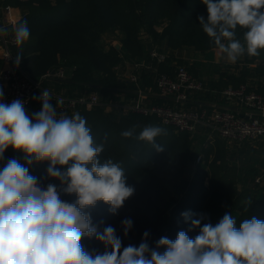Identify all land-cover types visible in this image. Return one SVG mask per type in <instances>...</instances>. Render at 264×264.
<instances>
[{"label":"trees","instance_id":"obj_1","mask_svg":"<svg viewBox=\"0 0 264 264\" xmlns=\"http://www.w3.org/2000/svg\"><path fill=\"white\" fill-rule=\"evenodd\" d=\"M6 6L20 7V20H26L30 29L29 40L13 47L16 56L22 54L23 69L37 80L50 73L44 85L68 96L96 91L103 102H116L135 98L141 87L152 104L211 111L214 104L221 109L231 107L221 93L229 86L245 84L249 90L264 89L260 86L264 79L262 83L259 80L264 75V50L258 57L245 55L225 69L215 60L216 48L199 25L198 16L203 15L205 20L208 16L201 0H0V9ZM244 31L238 28L237 38L242 39ZM107 32L119 35L120 47L103 42ZM152 48L164 52V60L153 57ZM201 55L207 60L199 59ZM134 64H140L134 71L137 82L121 77L119 68ZM181 65L207 87L193 92L184 104L159 96L157 88L161 74L175 76ZM61 68L66 71L65 77L53 75ZM78 113L86 119L97 143L107 134L101 162L111 158L121 164L127 185L135 188L118 214H110L103 202L92 210L94 223L103 219L101 230L108 225L115 227L123 246H139L145 231L150 233L148 243L152 247L161 237L175 240L179 231L194 239L199 228L184 221L181 213L185 211L197 214L193 219L202 214L201 226L215 225L225 213L236 219L237 228L244 219L264 221L262 136L229 142L204 125L195 132L178 131L156 114L107 111L102 106L81 107ZM146 126L166 129L167 134L156 141L164 151L157 152L138 139ZM128 129H134V135L124 138L121 133ZM199 155L201 162L195 166ZM11 158L24 163L22 154L9 148L0 167ZM47 167L48 162L34 165L30 173L42 179ZM259 175L263 177L261 182L256 181ZM62 199L74 202L75 196L62 195ZM125 218L133 221L127 236L121 227ZM82 245L86 250H103L94 238H83Z\"/></svg>","mask_w":264,"mask_h":264},{"label":"clouds","instance_id":"obj_2","mask_svg":"<svg viewBox=\"0 0 264 264\" xmlns=\"http://www.w3.org/2000/svg\"><path fill=\"white\" fill-rule=\"evenodd\" d=\"M201 3L208 16L206 20L198 16L199 25L219 55L232 64L245 55H260L264 50V0ZM238 28L245 30L242 39L237 38ZM13 32L18 47L30 38L26 20L17 21ZM8 33L7 26H0V35ZM21 56L15 57L16 65ZM34 99L42 108L29 115L21 99L5 103L0 87V162L9 148L22 154L24 161L11 158L0 167V264H264V221L244 219L237 228L229 213L215 225L201 226L202 214L193 219L197 214L185 211L181 213L184 221L199 228L194 239L179 231L175 240L161 237L152 247L150 233L145 231L139 246H123L115 227L101 230L104 220L94 223L92 217L98 202L107 205L110 214H118L135 192L127 185L121 164L111 158L99 159L107 134L97 143L86 119L78 112L58 114L47 91ZM166 134L160 126H146L138 139L162 152L164 147L156 141ZM121 135L130 138L134 129ZM43 162L48 167L41 179L30 168ZM62 195H74L75 201L62 199ZM121 227L127 236L133 221L125 218ZM83 238H94L103 250H86Z\"/></svg>","mask_w":264,"mask_h":264},{"label":"built area","instance_id":"obj_3","mask_svg":"<svg viewBox=\"0 0 264 264\" xmlns=\"http://www.w3.org/2000/svg\"><path fill=\"white\" fill-rule=\"evenodd\" d=\"M10 8L11 6H6L3 9L8 13ZM15 23V21L7 19L5 23L0 21V26L13 28ZM0 40L3 47L2 59L4 61V66L0 71V87L3 88L4 102L11 103L13 99H21L25 102L29 115L32 112L40 111L42 108L41 102L34 99V97H39L41 93L47 91L51 94V102L56 107L58 114L63 113L71 116L73 113L78 112L81 107L91 109L95 106H102L107 111L121 110L124 113L156 114L164 124L172 125L178 131L195 132L199 125H204L218 132L229 142L255 140L261 136L264 139V89L263 91L249 90L245 84L237 88L229 86L221 93L227 97L231 107L221 109L214 104L211 111L206 108L177 110L170 106L148 103L146 101L148 93L141 87H138V95L135 98H124L116 102H103L100 94L96 91L73 97L44 85V80L51 75L50 73L37 80L25 71L21 64L16 65V55L13 51V47L16 46L14 32L9 31L7 36L0 35ZM150 53L160 61L165 58V53L157 48H152ZM139 66L140 64H134L128 75L134 82L138 80L134 71ZM53 75L63 78L66 71L61 68ZM157 88L162 96H170L182 104L190 100L193 92H202L207 89L205 83L191 74L184 65L178 67L175 76L161 74L157 79ZM61 100L63 101L62 104L57 103ZM201 159L202 156L199 155L194 165L197 166ZM262 179L263 177L259 175L256 181L261 182Z\"/></svg>","mask_w":264,"mask_h":264},{"label":"crops","instance_id":"obj_4","mask_svg":"<svg viewBox=\"0 0 264 264\" xmlns=\"http://www.w3.org/2000/svg\"><path fill=\"white\" fill-rule=\"evenodd\" d=\"M0 12H1V17H0V21L1 22H3V23H5V21L8 19V20H11V21H15V22H17V21H19L20 19H21V17H22V15H23V13H22V10H21V8L20 7H14V6H11V8H10V10H9V12L7 13L6 11H5V9H3V8H1L0 9ZM8 29H9V31H11V27L9 26L8 27ZM151 45V44H150ZM2 53H3V47H2V44H1V40H0V60H1V62H2V65L0 66V71H1V69L3 68V66H4V61H3V59H2ZM213 53H214V56H215V60L216 61H218V62H220V61H222V56L221 55H219L218 54V50L217 49H215L214 51H213ZM198 58L199 59H201V60H207L204 56H198ZM132 69V68H131ZM130 72H131V70H130ZM129 72V73H130ZM128 73V74H129ZM128 74L126 75V76H128ZM263 79H264V75L263 76H261V78H259V80H260V82L262 83V81H263ZM260 83V84H261ZM263 85H264V81H263V83L260 85V86H262L263 87ZM157 95V94H156ZM159 96H162V95H160L159 94ZM162 97H168V98H172V97H170V96H162ZM146 101L148 102V103H151V100L150 99H146ZM152 104V103H151ZM164 106H170L171 107V105H164Z\"/></svg>","mask_w":264,"mask_h":264},{"label":"rangeland","instance_id":"obj_5","mask_svg":"<svg viewBox=\"0 0 264 264\" xmlns=\"http://www.w3.org/2000/svg\"><path fill=\"white\" fill-rule=\"evenodd\" d=\"M103 42L107 45H112V44H120V41H119V35L116 33V32H107L103 35ZM243 57H241L239 60H242ZM222 63V69H225V66L229 65V64H232V63H229L225 58L222 57V61H220ZM238 62V61H237ZM132 66L129 65L128 66H121L119 68V71H120V75L121 77L123 78H126L127 74L129 73V71L131 70ZM129 75V74H128ZM159 251H161L159 249Z\"/></svg>","mask_w":264,"mask_h":264},{"label":"water","instance_id":"obj_6","mask_svg":"<svg viewBox=\"0 0 264 264\" xmlns=\"http://www.w3.org/2000/svg\"><path fill=\"white\" fill-rule=\"evenodd\" d=\"M117 47H120V44H118Z\"/></svg>","mask_w":264,"mask_h":264}]
</instances>
